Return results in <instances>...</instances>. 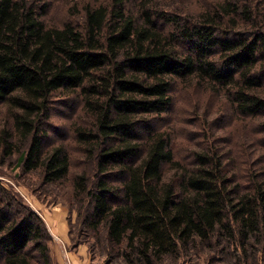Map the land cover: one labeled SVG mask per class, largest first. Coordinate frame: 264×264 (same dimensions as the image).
I'll return each instance as SVG.
<instances>
[{
	"label": "trees",
	"instance_id": "obj_1",
	"mask_svg": "<svg viewBox=\"0 0 264 264\" xmlns=\"http://www.w3.org/2000/svg\"><path fill=\"white\" fill-rule=\"evenodd\" d=\"M179 85L244 135L206 107L215 132L179 147ZM56 95L77 108L45 147ZM73 151L93 168L72 180L78 216L107 256L264 264V0H0V165L55 184ZM47 234L0 183V264H52Z\"/></svg>",
	"mask_w": 264,
	"mask_h": 264
},
{
	"label": "rangeland",
	"instance_id": "obj_2",
	"mask_svg": "<svg viewBox=\"0 0 264 264\" xmlns=\"http://www.w3.org/2000/svg\"><path fill=\"white\" fill-rule=\"evenodd\" d=\"M59 15L57 14V17ZM61 17L63 18L64 15L61 14ZM173 96L175 106L171 118L175 121V131L178 132L175 136L180 142L178 146L184 150L191 147L187 143V138L192 136L193 130L194 132L201 131V135L205 137H209L215 132L209 129V131L204 130L202 133V110L206 107L212 109L214 114L221 111L218 116L219 120L214 119L213 125H221L227 129L232 127L234 131L233 141L244 135L245 129L241 126L247 122L237 121L235 128L234 122L233 126L230 125L229 119L223 112L227 110V105H223L221 101L211 106L204 105L202 108L201 93L183 89L182 85L173 90ZM73 101V98L54 96L51 117L45 126L47 130V135L44 138L45 147L53 142L60 143L69 134L70 121L77 108ZM209 120L210 118L207 120L208 128ZM239 141L242 144L245 140L240 139ZM72 158L70 177L55 184H43L39 175L34 172L22 173L19 167L14 166L15 163H11L13 159H10L5 161V164L0 165V183L6 189L16 193L29 208L44 220L48 232L47 244L49 255L52 257V264H124L117 257L107 256L99 244L95 246L91 232L82 225L84 216H78V212H84L82 206L86 205V197L83 195L74 197L71 184L73 178L82 172L91 175L93 168L87 163H82L77 152H72ZM53 218H59L61 221L54 219L57 223H52ZM57 224L61 230H64L63 232L57 228ZM35 255L37 256V253ZM200 264L209 263L202 258ZM213 264L230 263L223 262L218 258Z\"/></svg>",
	"mask_w": 264,
	"mask_h": 264
},
{
	"label": "crops",
	"instance_id": "obj_3",
	"mask_svg": "<svg viewBox=\"0 0 264 264\" xmlns=\"http://www.w3.org/2000/svg\"><path fill=\"white\" fill-rule=\"evenodd\" d=\"M54 217H56V216H54ZM54 219H58L59 221H61L59 218H53V220H51V222H52V223H55V224H56L57 222H56ZM57 228H58L59 230H61L58 224H57ZM61 231L63 232L64 230H61ZM76 250H77V249H76ZM69 251H70V250H69ZM70 253H72V252L70 251Z\"/></svg>",
	"mask_w": 264,
	"mask_h": 264
}]
</instances>
